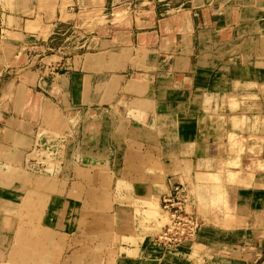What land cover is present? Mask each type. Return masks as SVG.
<instances>
[{
    "label": "crops",
    "instance_id": "crops-1",
    "mask_svg": "<svg viewBox=\"0 0 264 264\" xmlns=\"http://www.w3.org/2000/svg\"><path fill=\"white\" fill-rule=\"evenodd\" d=\"M44 1L0 0V63L11 35L36 30ZM201 1L200 31L216 41H201L200 62L176 78L164 102L131 86L135 99L119 121L114 106L92 125L86 164L78 154L79 163L68 158L56 177L26 187L24 205L36 199L39 219L14 222L8 260L20 247L19 264H264V0H214L213 12V0ZM169 31L184 38L195 30ZM103 95L110 96L96 91L93 100ZM6 136L0 161L11 170L15 150L32 139L13 129ZM243 160L262 168L246 171ZM174 185L201 227L192 243L167 249L156 242L159 200ZM17 194L9 189L13 201Z\"/></svg>",
    "mask_w": 264,
    "mask_h": 264
},
{
    "label": "rangeland",
    "instance_id": "rangeland-1",
    "mask_svg": "<svg viewBox=\"0 0 264 264\" xmlns=\"http://www.w3.org/2000/svg\"><path fill=\"white\" fill-rule=\"evenodd\" d=\"M43 3H37L40 16L36 13V30L20 31L14 37L2 34L12 38L10 49L3 47L4 61L0 63V142H4L0 144V158L8 149V129L27 134L32 141L15 150L13 169L4 159L0 161V264L10 260L19 264L17 254H24L19 247L8 260L9 232L15 228L14 222L39 219L36 199L30 197L32 200L29 198V204L24 205L26 187H41L44 180L56 177L68 158L79 163L81 160L74 159L78 154L86 164L84 152L94 146L89 133L92 125L103 121L102 115L114 106L118 107L113 109L112 120L119 121L123 106L135 99L127 95L134 84L145 92H156L164 102L167 92L180 83L178 77L193 71L195 62H200L201 41L214 35L200 31L206 21V2L201 0ZM216 4L213 0L211 12L216 11ZM209 18L211 23L213 17ZM23 26L21 22L18 28ZM172 26H191L195 31L174 38L169 31ZM101 90L110 96L103 95L102 101L95 102L93 95ZM83 134L88 137L85 142ZM241 163L246 171L262 168L258 164L254 167L250 160ZM15 188L18 194L13 201L9 189ZM163 218L165 224L164 214ZM180 244L163 247L173 249Z\"/></svg>",
    "mask_w": 264,
    "mask_h": 264
},
{
    "label": "built area",
    "instance_id": "built-area-1",
    "mask_svg": "<svg viewBox=\"0 0 264 264\" xmlns=\"http://www.w3.org/2000/svg\"><path fill=\"white\" fill-rule=\"evenodd\" d=\"M159 208L166 218V223L157 238L158 242L168 248L193 242L201 225L188 204L182 187L172 186L168 193L160 198Z\"/></svg>",
    "mask_w": 264,
    "mask_h": 264
}]
</instances>
